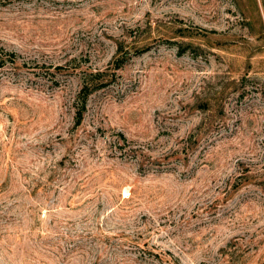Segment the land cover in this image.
Here are the masks:
<instances>
[{
  "label": "rangeland",
  "instance_id": "1",
  "mask_svg": "<svg viewBox=\"0 0 264 264\" xmlns=\"http://www.w3.org/2000/svg\"><path fill=\"white\" fill-rule=\"evenodd\" d=\"M0 51V264H264V0H0Z\"/></svg>",
  "mask_w": 264,
  "mask_h": 264
},
{
  "label": "trees",
  "instance_id": "2",
  "mask_svg": "<svg viewBox=\"0 0 264 264\" xmlns=\"http://www.w3.org/2000/svg\"><path fill=\"white\" fill-rule=\"evenodd\" d=\"M15 58V53L12 52H3L0 51V67H3L7 61L9 62H13ZM124 59L122 58H118L116 59L115 63V68H120L123 63H124ZM101 84H96V83H87L86 81H84L83 86L80 90L79 93V97L77 100V111H76V125H79L83 119V113L86 109V103H87V99L88 96L92 93L93 90H96L98 88H100Z\"/></svg>",
  "mask_w": 264,
  "mask_h": 264
}]
</instances>
